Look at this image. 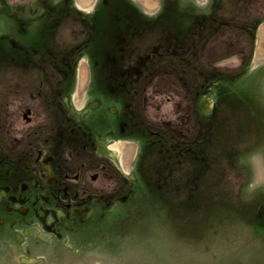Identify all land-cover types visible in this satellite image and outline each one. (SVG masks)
<instances>
[{
    "label": "rangeland",
    "instance_id": "1",
    "mask_svg": "<svg viewBox=\"0 0 264 264\" xmlns=\"http://www.w3.org/2000/svg\"><path fill=\"white\" fill-rule=\"evenodd\" d=\"M0 264H264V0H0Z\"/></svg>",
    "mask_w": 264,
    "mask_h": 264
},
{
    "label": "flooded vegetation",
    "instance_id": "2",
    "mask_svg": "<svg viewBox=\"0 0 264 264\" xmlns=\"http://www.w3.org/2000/svg\"><path fill=\"white\" fill-rule=\"evenodd\" d=\"M81 32H80V38L82 37L81 36ZM151 73H146V79H154V75H156L154 72H153V70H151L150 71ZM162 92V94H165V95H163L164 96V98H162V99H164L165 100V102L167 103H169L170 101H171V98L170 97H172V96H174V95H172L168 90H162V91H160L159 89L158 90H153V91H151V93H153V92ZM168 92V93H167ZM170 93V94H169ZM174 93V92H173ZM155 94V93H154ZM169 94V95H168ZM176 96H178L177 95V93H176ZM150 98L151 99H153V101L154 100H156L157 98H155V95L154 96H152V94L150 95ZM206 106V107H205ZM200 108L202 109H204V110H206V111H208L209 110V105L206 103V102H203L202 103V105L200 106ZM181 106L179 105V110L181 111ZM183 110H186L187 111V108L186 107H184L183 108ZM182 113H183V116H180V117H178V119H180V121L178 120V124L177 125H175V127H174V129L175 128H178L177 130H179V132H180V130H182L181 129V126L183 125V124H185L186 123V121H187V116H186V114L184 115V113H187V112H184V111H182ZM32 114H33V111H32V108L31 107H29V108H25L24 110H22L21 111V119L23 120V122L26 124V125H30L32 122H33V120H32ZM111 115V114H110ZM110 122V121H109ZM114 125V127L115 128H117L118 127V123H117V121L116 122H114V124L112 123V126ZM150 125V124H149ZM150 126H152L153 127V125H150ZM88 128V127H87ZM120 127H118V129H119ZM89 129V128H88ZM122 127L119 129V132L121 131V132H123L122 131ZM174 132H178V131H176V130H174ZM101 133V132H100ZM42 133L41 132H35V133H33V135H35V136H37V135H41ZM153 135H154V133H152ZM95 135H97L96 133H95ZM31 137V136H30ZM29 137V138H30ZM50 138H52V137H50ZM94 138H95V136H94ZM98 141V140H97ZM99 142V141H98ZM97 142V143H98ZM102 143V142H101ZM42 144V143H41ZM41 144H39V143H36V145H34L33 143H30V146L31 147H33V149H34V152H35V155H34V157H37L38 156V160H40L41 159V154H42V150H46L47 148H46V146L48 145L47 144V141H44V143H43V145H41ZM102 144H104V143H102ZM51 145H52V143H51ZM82 149H84L85 150V148H83L82 147ZM85 155L82 153V152H80V150H78L77 151V153H75V157L76 158H79L81 161H83V160H85L83 157H84ZM98 158H100V159H104V160H107V156H105V155H102V154H100V153H98ZM83 159V160H82ZM87 166H89V164H86V162L85 161H83V163H79L78 165H77V167H75V168H77V172L76 173H74V172H72L71 173V169L70 168H68L67 166L64 168V171H63V173L61 174V176L60 177H62L64 180H66V181H71V182H74V183H78V184H81L82 183V180H83V178H84V176L85 175H87V173H88V171H89V169H87ZM99 169H101L102 171L103 170H105V167H98ZM101 172V171H100ZM55 176H58V175H55ZM105 177H106V175H105ZM99 171L98 172H95L91 177H90V180L92 181V183H98V186L100 187V188H102L103 189V186H104V184H103V182H101L99 179ZM54 181H57V178L55 177V179H54ZM66 189V190H70L71 191V194H73L74 195V192L75 193H77V191L76 190H72V188H69L68 186H64L62 189ZM73 191V192H72ZM82 194L83 195H86L87 194V192H85V191H83L82 192ZM42 199H43V197H42Z\"/></svg>",
    "mask_w": 264,
    "mask_h": 264
},
{
    "label": "crops",
    "instance_id": "3",
    "mask_svg": "<svg viewBox=\"0 0 264 264\" xmlns=\"http://www.w3.org/2000/svg\"><path fill=\"white\" fill-rule=\"evenodd\" d=\"M80 1H82V2H83L84 0H80ZM82 5H83V3H82Z\"/></svg>",
    "mask_w": 264,
    "mask_h": 264
},
{
    "label": "water",
    "instance_id": "4",
    "mask_svg": "<svg viewBox=\"0 0 264 264\" xmlns=\"http://www.w3.org/2000/svg\"><path fill=\"white\" fill-rule=\"evenodd\" d=\"M19 1H26V0H19Z\"/></svg>",
    "mask_w": 264,
    "mask_h": 264
},
{
    "label": "bare ground",
    "instance_id": "5",
    "mask_svg": "<svg viewBox=\"0 0 264 264\" xmlns=\"http://www.w3.org/2000/svg\"><path fill=\"white\" fill-rule=\"evenodd\" d=\"M206 107V106H205Z\"/></svg>",
    "mask_w": 264,
    "mask_h": 264
}]
</instances>
